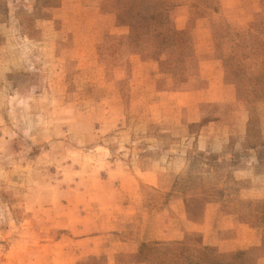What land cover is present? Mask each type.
Returning a JSON list of instances; mask_svg holds the SVG:
<instances>
[{
    "label": "rangeland",
    "instance_id": "obj_1",
    "mask_svg": "<svg viewBox=\"0 0 264 264\" xmlns=\"http://www.w3.org/2000/svg\"><path fill=\"white\" fill-rule=\"evenodd\" d=\"M0 264H264V0H0Z\"/></svg>",
    "mask_w": 264,
    "mask_h": 264
},
{
    "label": "crops",
    "instance_id": "obj_2",
    "mask_svg": "<svg viewBox=\"0 0 264 264\" xmlns=\"http://www.w3.org/2000/svg\"><path fill=\"white\" fill-rule=\"evenodd\" d=\"M125 206V212H135V209L134 208H132V206H131V202L130 201H128V203L127 204H125L124 205ZM132 210V211H131ZM186 229V228H185ZM177 232H179V234L181 233V231L178 229L177 230ZM161 234H163V236L162 237H159V238H165V239H173V238H179L180 237V235H178V236H175V228H173V226H171V225H166L165 226V229L164 228H162L161 229ZM182 234V233H181ZM100 235V236H99ZM99 235H94V236H91V237H94V239H92V241L93 240H96V238H100V237H102L104 234H99ZM110 235H113L112 233H107L106 234V236L107 237H109ZM79 239H82V238H79ZM89 239V238H88ZM105 240V239H104ZM122 244H123V246H132V244H133V238H128L127 240H125V241H123L122 242ZM94 246L96 247V245L94 244Z\"/></svg>",
    "mask_w": 264,
    "mask_h": 264
}]
</instances>
